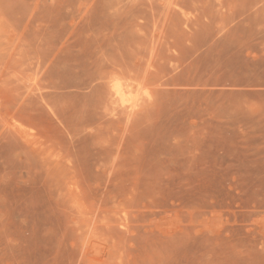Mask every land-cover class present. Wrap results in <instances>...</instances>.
Listing matches in <instances>:
<instances>
[{"label":"rangeland","instance_id":"obj_1","mask_svg":"<svg viewBox=\"0 0 264 264\" xmlns=\"http://www.w3.org/2000/svg\"><path fill=\"white\" fill-rule=\"evenodd\" d=\"M0 264H264V0H0Z\"/></svg>","mask_w":264,"mask_h":264},{"label":"bare ground","instance_id":"obj_2","mask_svg":"<svg viewBox=\"0 0 264 264\" xmlns=\"http://www.w3.org/2000/svg\"><path fill=\"white\" fill-rule=\"evenodd\" d=\"M120 82V81H119ZM119 85V84H118ZM115 85L113 87V92H114V95L120 99L121 101H123L124 97L126 96V93H124V91L120 88V85Z\"/></svg>","mask_w":264,"mask_h":264}]
</instances>
